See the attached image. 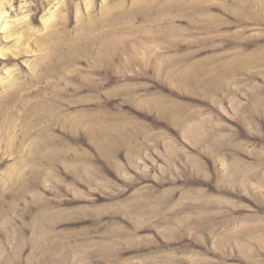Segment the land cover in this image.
<instances>
[{
    "label": "rangeland",
    "instance_id": "374dc122",
    "mask_svg": "<svg viewBox=\"0 0 264 264\" xmlns=\"http://www.w3.org/2000/svg\"><path fill=\"white\" fill-rule=\"evenodd\" d=\"M0 12V264H264V0Z\"/></svg>",
    "mask_w": 264,
    "mask_h": 264
},
{
    "label": "bare ground",
    "instance_id": "6f19581e",
    "mask_svg": "<svg viewBox=\"0 0 264 264\" xmlns=\"http://www.w3.org/2000/svg\"><path fill=\"white\" fill-rule=\"evenodd\" d=\"M57 2V1H56ZM59 3V2H58ZM60 4V3H59ZM55 6V5H54ZM88 9V8H87ZM55 16L54 14L51 15V18L49 20L46 21L47 24L50 23V21H52V19H54ZM51 25V24H50ZM48 26V25H47ZM0 30H2L3 32H6V36L9 38L10 36H12V32L10 30V23H9V18L4 16L2 12H0ZM22 39V38H21ZM18 42V41H17ZM15 43V42H14ZM18 44V43H17ZM17 44L15 46H17ZM14 45V44H13ZM4 50V49H3ZM2 50V51H3ZM6 52V51H4ZM3 55V53H2ZM4 58V57H3Z\"/></svg>",
    "mask_w": 264,
    "mask_h": 264
}]
</instances>
